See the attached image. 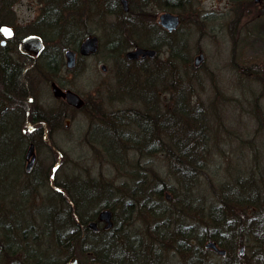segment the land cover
Masks as SVG:
<instances>
[{"label": "rangeland", "instance_id": "1", "mask_svg": "<svg viewBox=\"0 0 264 264\" xmlns=\"http://www.w3.org/2000/svg\"><path fill=\"white\" fill-rule=\"evenodd\" d=\"M39 1L0 0V21L23 25L27 32L36 30L43 37L42 56V52L30 56L20 66L22 70L11 77L16 80L13 84L7 83L11 79L5 80L6 85L0 79V101L9 106L0 117V236L9 229L13 235L6 243L0 238V264H30L34 256L52 255L54 260L60 255L82 257L76 242L66 244L72 236L71 228L59 226L67 220V211L73 205L64 190L56 194L55 183L62 180L71 188L84 180L94 181L101 194L112 189L118 196L122 190L128 192L127 197L117 200L126 201L165 178L168 188L161 184V198L166 199L168 194L170 201L155 200L150 206L160 204L170 209L172 204L184 202L188 206L182 213L188 222L194 219L203 228L230 233L231 258H236L244 238L227 226L221 227L222 219L234 217L246 225L252 215H264V177L258 176L264 173L263 6L257 0L256 5L249 3L251 0H128L129 11L124 13L119 0H42V11L49 21L34 22ZM8 6L13 11L10 18L2 15ZM163 11L179 18L170 33L158 24ZM87 35L97 36V50L79 54L72 67H62L64 50L72 49ZM140 44L156 46V55L127 59L125 52ZM200 53L203 58L195 65ZM46 58L53 65L50 69L44 64ZM15 59L25 61L20 53ZM52 79L79 94L82 106L70 107L54 97L49 82ZM9 88L16 89L21 97L12 98ZM35 108L50 121L36 119L39 113L32 114ZM143 122L150 130L142 133L137 126ZM30 141L35 145V171L18 174L14 168L19 160L22 162ZM160 150H200L194 174L200 173L189 172L184 179H176L169 166L173 158ZM247 181H251L249 198L256 205L252 211L245 207L247 199L240 198L246 189L235 190L234 186L244 187ZM47 188L51 193L46 195ZM54 193L58 202L50 198ZM222 194L229 201L228 211L220 208L217 211L221 214L210 215L211 211L206 215V205L221 202ZM97 200L91 197L86 205ZM133 200L130 198V202ZM45 202L46 209L54 208L60 215L59 223L45 216ZM39 208L44 213L41 217L36 212ZM145 208L148 206L142 204L132 210L128 219L124 218L126 212L117 208L122 227L127 222L137 225L138 235L131 237L136 245L148 239L146 235L152 234V225L160 216L152 218ZM17 209L25 213L21 220L13 216ZM193 209L205 214L204 219L191 218ZM92 213L90 209L87 214ZM163 239L170 240L167 244L174 243L173 235ZM153 244L151 252L146 250L147 257L133 252L126 255L120 246L107 247L105 257H122L125 262L127 256H133L136 261L154 264L167 259L156 258L160 247ZM61 246H69L70 251ZM247 251L254 253L253 249ZM169 254L164 251L163 256L186 263V257L178 259L172 251ZM205 258L207 264H225L210 250Z\"/></svg>", "mask_w": 264, "mask_h": 264}, {"label": "bare ground", "instance_id": "2", "mask_svg": "<svg viewBox=\"0 0 264 264\" xmlns=\"http://www.w3.org/2000/svg\"><path fill=\"white\" fill-rule=\"evenodd\" d=\"M44 10V9H43ZM52 10L54 11L55 8L52 6ZM125 12V11H124ZM42 18L40 19L42 22H45V18L46 16L44 15V11L42 12ZM49 21V18L47 19ZM40 21V22H41ZM154 49H156L157 51V47H154ZM72 50L74 51V47H72ZM127 52V51H126ZM126 52H125V57L126 56ZM129 59V58H127ZM133 59V58H132ZM130 60V59H129ZM196 65V63H195ZM52 64H48L49 69L52 67ZM3 66L0 65V79L2 78H6V79H11V74L6 70V69H2ZM16 80H9L7 83L13 84ZM60 89L65 90V88L67 89V87L63 86L61 83H59L58 86ZM9 97V95L7 96ZM2 101V100H1ZM4 102V101H3ZM4 104H6V102H4ZM71 107V106H70ZM40 111L35 108L32 109V113H39ZM56 115H54L55 117ZM36 119L40 120V122L43 123H48L50 121V119L48 118V116H45L41 113L38 114V116L36 117ZM158 119V118H156ZM164 120L167 122L169 121L168 119L164 118ZM199 131V130H198ZM202 135L203 133L201 131H199ZM190 131H186L185 135H189ZM26 150L24 151L23 155L21 156L22 158V162L20 161V164H16L14 170L16 169L17 173L20 174L22 173L23 175H29L31 173H33L35 171V163H36V156L34 155V159L32 160V163L29 165L28 161L25 159V153ZM200 152V150H199ZM198 153V156L201 157L200 153ZM187 156H190V154L187 153ZM190 159L185 160L186 163H190L189 161ZM199 168H203V167H199ZM185 171H187L188 173L190 172V169H186ZM199 172V171H198ZM200 173V172H199ZM199 173H195L194 175H197ZM39 173L37 172V175ZM260 177H264V173L258 175ZM40 179V178H39ZM67 181H70L68 178H63ZM73 180L75 182H78V178L73 177ZM252 180V179H250ZM28 184H30V181H27ZM64 182V180L56 182L55 183V190H56V194L59 195L61 191H63L64 195L66 196V199L69 200V195H70V200L71 203L70 204H75L76 202H78L77 204L79 206L84 207V205L86 204V200L92 198H96L98 199L97 201H95L94 203L88 204L86 205V207L83 209V214L88 216V212H90L91 210H94L95 208H100L97 211H95V218H93L92 220L89 219L87 220L85 223H81V218L79 216H77L78 214H76V209L78 208V205H70L72 207L71 210L67 211V214L69 215V217H67V215H62L67 217V220H65L62 224L59 223L58 221L60 220V215L59 214H55L54 212V208H50L47 207L46 209V203L45 202V216H48V218H52L55 223H59V226L62 227L61 229H63V227L66 228H70L73 225L72 228V236L68 239V242H66V244H69V242H76V243H82L83 246H86V248L84 250H81L80 255H82V257L78 258L75 256H65V255H60L58 258V260H54L51 256H47L42 258L41 256H34V258L32 260H29V263L31 264H68L70 261L72 260H76L75 264L79 263L81 264H153V262L151 261H145V260H141L140 261H136V258H134L133 256H127L126 261L124 262V258L120 257L121 260L116 257V256H111L110 258L105 257L102 255L100 248H102L103 250H105L104 247V241L105 239H107V237L109 236L112 241L109 244V248H114L116 246H120L125 248V254H132L133 253H137L139 256L141 257H147L149 256V253L146 250H152L151 248L154 247L153 242L158 243L160 250L156 253V258L161 256L163 258H167L164 261L159 260L157 262V264H207L206 263V258H205V253L206 251H212L214 254L218 255L225 264H264V234L262 233L264 231V229H261L262 226H264V224H253V223H249L248 225H245L244 223L241 222V224L243 225V227L237 226L239 222H237L236 218L232 217L231 218H224L222 219L223 224L221 225V227L224 228V226H227L228 229H230L231 231L234 232V234L244 238L242 239L241 244L239 245L240 247L238 248L237 251V257L236 258H231V253H230V244H229V237L228 234L230 233H224L223 231H219L220 233H222L224 235V242L225 245L220 244L218 241H220V236L213 231V227H201V225H198L197 222L193 219L190 222L187 221V219H185V214H183L182 212L185 210L188 205H185L184 202L182 203H175L171 205V208H167L166 206H150L151 202H155V200L157 202L160 201H170L168 198L170 196H167L168 194H165L166 199L161 198V192L158 193L163 186L160 185V188L154 187L151 183V188L150 187H146L145 190L142 191H138L133 197L130 196L127 198L126 201H119L117 200V198H124L127 197V193H124L122 190L120 191L119 195L117 196L115 191L112 189H106L105 192L103 194H101L100 189L98 188L99 185L94 182V181H88V180H84L80 186H78L77 188H71L68 186V183H61ZM251 181H247V183L244 185L245 189H250ZM95 186H97L96 189H93ZM136 186H138L136 184ZM60 187L62 189H60ZM168 188V187H167ZM185 191H188V188L184 187ZM49 188H47V194L51 193V191H48ZM172 191V190H171ZM190 191L192 192L193 189L190 188ZM45 192V191H44ZM69 193V195H68ZM240 193V192H238ZM248 193V192H247ZM250 195V194H249ZM223 194L221 195V202L217 201L211 203V204H207L206 207L208 209V212H206V215H209V213L212 211V213L210 215H215L218 214L217 209H222V211H228V206L230 208V204L229 201H227L226 195L223 196ZM114 197V198H112ZM184 197V196H182ZM52 199V201H57L58 198L56 197L55 193L53 194L52 197H50ZM130 198H134V200L132 202H130ZM150 198H153L151 200H148ZM175 197H173L174 199ZM103 199V200H101ZM248 199V198H247ZM106 201H109L111 203V205L114 206L113 208L107 207ZM58 202V201H57ZM142 204H146V207L148 206V209L150 211V214L152 216V218H156V216L160 215L157 220L154 222V224L152 225V231L150 233H148L146 235L147 240H141L139 242H136V244L131 243V238L132 235H138V227L136 224H131L130 222H127L126 224L123 225V227L121 226V221H119L117 228H113V224H112V216L115 215L116 217H118V213L121 210V212H126V214L124 215V218H129V213L132 212V210H136L138 208H140V206ZM158 204V203H157ZM189 204V202H188ZM120 205V206H119ZM228 205V206H226ZM133 206H137L135 209L133 208ZM190 206V205H189ZM87 207H91L90 209ZM120 208L119 211L117 208ZM42 208V207H41ZM41 208H39L38 210H36V212L39 214V217H41L44 213H42ZM192 208V207H191ZM189 208V210L191 209ZM23 209V208H22ZM89 211H88V210ZM107 209L111 212V225L108 228H104V225L106 224V222L104 220L99 219V212L101 210ZM25 210V209H23ZM26 211V210H25ZM197 211V209H196ZM195 211V209H193V214L189 215L191 218H196L197 221L198 220H202L205 217V214L202 213H197ZM217 213H214V212ZM231 211V210H230ZM15 214H13V216H16L17 220H21V215H25V213L23 211H19L18 209L14 211ZM235 212V211H233ZM157 213V214H156ZM131 214V213H130ZM234 215V214H233ZM159 218L161 220H159ZM1 219V218H0ZM95 219V220H94ZM94 221L96 223V228H91L87 223H90ZM101 222V223H100ZM264 222V220L262 221ZM79 224V225H78ZM80 224H83V226H88L86 228H88L89 231H93L94 232V237L90 236L88 237L85 230L83 229L82 226H80ZM258 226V228H257ZM159 227V230H157V228ZM102 229V230H101ZM191 229V230H190ZM103 230H107V232L105 233ZM164 233H163V232ZM197 231V232H196ZM22 232L25 233L24 230H22ZM154 232H158L159 235L161 237H159L156 233ZM257 233H262L263 236H259L257 237ZM9 235L13 236L10 229L7 230V233H5L4 235L0 236V238L3 240V242H8L9 241ZM149 235L151 237H149ZM173 235V240L174 243L173 244H167L168 240H164L163 238L165 237H169ZM163 237V238H162ZM253 238V240L248 241L247 238ZM150 238L152 240H150ZM175 238V239H174ZM237 238V237H234ZM119 239H122L119 240ZM36 238H32V241H35ZM114 240V241H113ZM63 247V246H61ZM64 251L68 252L70 251V247H63ZM82 249V248H81ZM248 249H253V254L248 253ZM220 250H223V252H221ZM164 251L167 252L168 255L169 251H172V254H174L175 256H177V258L179 259V257L182 258H187L186 259V263H183L181 261H178L177 263H175V261H173V258H169L166 256H163ZM151 252V251H149ZM87 254V256L84 258V254ZM35 254V253H34ZM33 254V255H34ZM249 256V258H247ZM82 258V260H81ZM85 259V260H84ZM238 259V260H235ZM244 259H246L245 261H243ZM108 260V261H107ZM241 261V262H237V261ZM23 263V262H22ZM10 264H14L13 262H11ZM210 264V263H209Z\"/></svg>", "mask_w": 264, "mask_h": 264}, {"label": "water", "instance_id": "3", "mask_svg": "<svg viewBox=\"0 0 264 264\" xmlns=\"http://www.w3.org/2000/svg\"><path fill=\"white\" fill-rule=\"evenodd\" d=\"M122 8L124 11L128 10L127 0H121ZM159 23H161L164 27L167 28L168 31H172L175 29L178 25V16L175 14H172L170 12H162L158 17ZM6 29L5 25L0 26V31L4 32ZM11 33H6L5 37H10ZM25 44L32 45L33 50L37 51L41 44L39 42V39L37 37H29L26 39ZM97 49V37L95 35L87 36L84 38V40L81 42L79 47V52L81 54H88L90 52H94ZM156 49L150 48V47H135L134 49H130L126 52V56L129 59L137 58V57H153L156 54ZM65 58H66V66L72 67L75 63V53L71 49H67L64 52ZM203 58V54L200 53L196 56L195 63L199 62ZM102 68H104V65H101ZM52 90L53 94L55 96H62L66 99V101L70 104H72L75 107H79L82 104L81 98L76 94L75 92L71 90H61L57 85L54 83L52 84ZM25 157L29 158L28 164L30 165L32 163V160L34 159V153H33V144H30L26 153ZM111 212L107 209L101 210L99 212V219L104 220L106 224L104 225V228H108L111 225ZM88 225L91 228H96V223L94 221L88 223ZM223 252V250H220ZM76 260L70 261L68 264H75Z\"/></svg>", "mask_w": 264, "mask_h": 264}, {"label": "flooded vegetation", "instance_id": "4", "mask_svg": "<svg viewBox=\"0 0 264 264\" xmlns=\"http://www.w3.org/2000/svg\"><path fill=\"white\" fill-rule=\"evenodd\" d=\"M257 1L259 3L258 5L259 6L262 5L263 8H264V4L262 3L263 0H257ZM39 2H40L39 3V5H40L39 9L40 10L38 9V11L36 12L37 16L34 19V22H40L41 21L40 19L42 18L41 14L43 12L42 10L44 9V5L41 6V2H43L42 0L39 1ZM119 2L121 3V0H119ZM255 2H256L255 0H251L249 3H252V4L254 3L256 5ZM127 5H128V0H127ZM9 6H10V4H9ZM9 6L6 7V11L3 10V13H2V15L4 17H6V18H8V17L10 18L12 16V14H13V11L9 10ZM128 11H129V7H128V10L126 12H124V13H127ZM235 13H237V10H235ZM24 24H26V22ZM0 25H6L5 31L4 32H0V65L3 66L2 69H6L11 74V77H13V76H15L16 71L18 73V72H20V70H22L20 68V66L23 67L25 65V62L27 63L28 58L30 56L34 57L37 54H40L42 52V49H43L42 39H43V37H42L41 33H39L36 30H32L31 29L30 32H27V28H24L25 26H23V25H14L11 22H7L6 19L1 20L0 21ZM6 33H8V34L11 33L12 35L7 38V37H5ZM32 36L37 37L40 40V42H41V48L37 52H34L35 50H33L32 45L25 44V42H24L26 39H28L29 37H32ZM80 43H81V41H79V43L74 46V52H75V63H74V65H76L77 56L80 54L79 53ZM17 53H20L23 57H25L24 63H22V61H20V63H19L15 59V56H16ZM42 55H43V52H42V54L40 56H42ZM63 58H64V61H62V65L61 66L63 67V65H64L66 67L64 54H63ZM49 60H50L49 58H46V60H45L46 62L45 63L43 62V60H41V61L44 64H49ZM139 60H142V59H139ZM59 63L60 62L58 61V64ZM58 64H57V66H58ZM49 82H50V85L52 83H55L57 86H59V83H60V82H57L54 79L50 80ZM65 90H66V88H65ZM59 99H61L64 102L63 98L59 97ZM66 105H68V104H66ZM8 109H9V106L4 104L3 101H0V117ZM34 154L36 156L35 147H34ZM141 260H143V259H141ZM153 264H154V262H153ZM156 264H157V262H156Z\"/></svg>", "mask_w": 264, "mask_h": 264}, {"label": "trees", "instance_id": "5", "mask_svg": "<svg viewBox=\"0 0 264 264\" xmlns=\"http://www.w3.org/2000/svg\"><path fill=\"white\" fill-rule=\"evenodd\" d=\"M113 11V10H112ZM113 12H115V10L113 11ZM76 44H78V42L76 43ZM149 46H154V45H149ZM154 47H156V46H154ZM2 80V82L6 85V83H5V80H6V78H2L1 79ZM10 89V94H11V91L13 92V95H12V98L15 96L16 97V95H18V97H21V94H19L18 92H17V90L16 89H14V88H9ZM145 95V94H144ZM143 96V95H142ZM33 114V113H32ZM33 118H34V116H33ZM34 123V122H33ZM144 124H140L139 126H137L138 127V129L139 130H141L142 131V133L143 132H147V130H150V126L149 125H147L145 122H143ZM144 148L143 149H145V146H143ZM146 151V150H145ZM154 151V150H153ZM160 152L162 153V154H166V156L168 157V154L170 155V157H172L173 158V161H169V166H170V168L172 169V171H173V174H174V176L176 177V179H179V178H182V179H184V177H187V174H188V172L187 171H185L186 169L188 170V169H190V174H194V169H195V163L197 162V159H198V153L197 152H199V150H191V151H188V152H185V151H171V152H167V151H165V150H160ZM187 153L188 154H190V156H187ZM192 154H194V156H193V158L194 159H192L191 158V155ZM187 159H190V160H194V161H190V163L188 164V163H186L185 162V160H187ZM180 162H183V163H180ZM186 163V164H185ZM189 175V174H188ZM191 177V176H190ZM166 179L164 178H160L159 179V182L158 183H156V188H157V190H158V188H160V185L161 184H165L166 185V188L168 187V184H166ZM235 186V190H240L241 188V191L244 189V187H238L237 186V184H235L234 185ZM162 190V189H161ZM161 190L158 192V193H160L161 192ZM248 192V193H247ZM251 193V190L250 189H246V190H244L243 191V193L241 194L242 196L240 197V198H242V199H244V200H246L247 198V201H245V202H248V204L245 206V207H247L248 209H250L251 211L252 210H254L253 208L256 206V205H254V202H253V199H251V198H249V194ZM238 194V196H239V193H237ZM70 196V195H69ZM69 201H70V203H71V200L69 199ZM105 202V201H104ZM239 202H242L241 200H239ZM78 202H76L75 204H73V205H78L77 204ZM106 204H107V207H110V208H113L114 209V206L113 205H111V203L109 202V201H106ZM86 207V204L84 205V207H82V206H79L78 205V208H75L76 210V214H78L77 216H79L80 218H81V223H85L87 220H89V219H93V218H95L96 216H95V211H94V213H92V214H88V216L87 215H85V214H83V209ZM95 210V209H94ZM219 214H221L222 213V211H217ZM126 213H124V215H125ZM112 219H113V221H112V224H113V228H117V225H118V223H119V221H118V218L115 216V215H113L112 216ZM264 220V215L263 214H258V213H256L254 216L252 215V218H251V220H248V221H246L245 223H246V225H248L249 223H253V224H262L261 222ZM244 223V222H243ZM79 225V224H78ZM80 226H82L83 227V229L85 230V232H86V234H87V236L88 237H90V236H93L94 237V232L93 231H89L88 230V228H86L87 226H86V224H85V226H83V224H80ZM217 226V225H216ZM237 226H240V227H243V225L241 224V223H239ZM249 226V225H248ZM71 228V231H72V228H73V225L70 227ZM246 229V228H245ZM102 230V229H101ZM105 233L107 232V230H103ZM213 231L214 232H216L219 236H220V241H218L220 244H224V240H225V238H224V235L222 234V233H220L219 231H220V229H216V228H214L213 229ZM111 241H112V239L108 236L107 237V239H105V241L103 242L104 243V247H105V250H103L102 248H100V251H101V253H102V255L103 256H107V252H106V250H107V247L109 246V244L111 243ZM114 241V240H113ZM77 244V247L79 248V253L81 252V250H84L85 248H86V246H83V244L82 243H76ZM82 248V249H81ZM87 249V248H86ZM120 257V256H119Z\"/></svg>", "mask_w": 264, "mask_h": 264}]
</instances>
